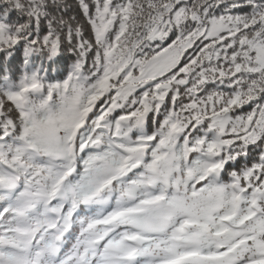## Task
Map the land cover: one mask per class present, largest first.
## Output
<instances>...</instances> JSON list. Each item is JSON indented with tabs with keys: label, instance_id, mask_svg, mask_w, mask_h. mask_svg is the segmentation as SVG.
Listing matches in <instances>:
<instances>
[{
	"label": "snow or ice",
	"instance_id": "obj_1",
	"mask_svg": "<svg viewBox=\"0 0 264 264\" xmlns=\"http://www.w3.org/2000/svg\"><path fill=\"white\" fill-rule=\"evenodd\" d=\"M0 264H264V0H0Z\"/></svg>",
	"mask_w": 264,
	"mask_h": 264
}]
</instances>
